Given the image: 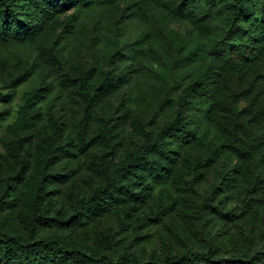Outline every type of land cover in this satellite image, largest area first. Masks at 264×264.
<instances>
[{
    "label": "rangeland",
    "instance_id": "rangeland-1",
    "mask_svg": "<svg viewBox=\"0 0 264 264\" xmlns=\"http://www.w3.org/2000/svg\"><path fill=\"white\" fill-rule=\"evenodd\" d=\"M66 19L70 27L64 26ZM114 22L122 29L121 39L139 47L135 58L109 57ZM211 24L210 19L178 13L153 0L137 13L127 0L95 9L66 6L32 42L0 46V196L16 201L0 219L12 214L11 231L25 232L17 214L26 191L25 180L14 187L7 184L19 158L11 143L18 136L28 139L22 148L30 164L27 176L39 164L43 141L54 126L61 130L60 142L72 147L83 100L65 79L88 72L94 84L107 72L129 71L96 104L88 130L93 136L99 119H110L118 154L124 155L142 142L144 132H157L173 118L182 86L208 57ZM178 55L187 57L183 61ZM25 72L27 77L18 80ZM34 90L41 94L34 106L38 119L15 133L11 127L23 95ZM183 116L190 136L179 148L178 164L167 182L152 186L143 203L117 205L71 227L42 225L38 236L59 235L84 251L106 234L118 243L114 255L127 250L143 262L175 254L207 256L210 251L226 259L264 252V60L239 74L223 71L210 112L203 114L197 105H189ZM100 148L95 144L75 157L54 160L52 170L66 180L48 187L50 216L69 207L70 193L86 194L99 184L94 164ZM197 159L194 167L188 164ZM194 171L201 177L190 190L182 189L178 179L189 181ZM212 191L225 205V216L199 208ZM159 206L169 207L160 219Z\"/></svg>",
    "mask_w": 264,
    "mask_h": 264
},
{
    "label": "trees",
    "instance_id": "trees-1",
    "mask_svg": "<svg viewBox=\"0 0 264 264\" xmlns=\"http://www.w3.org/2000/svg\"><path fill=\"white\" fill-rule=\"evenodd\" d=\"M121 1L124 0H0V46L32 42L44 32L50 19L63 7L95 9ZM127 1L133 13H137L149 0ZM153 1L161 2L178 13L189 12L192 16L212 22L207 40L208 57L194 69L191 78L182 86L176 97L173 118L157 132H144L142 142L135 149L119 155V142L110 119H99V129L95 135L90 136L88 130L96 104L115 90L129 71L107 72L94 84L89 82L88 72L74 79L66 78L65 83L75 86L83 100L78 130L71 145L75 150L60 142L61 130L54 126L52 133L43 141L39 164L27 176L30 164L22 155V148L28 139L18 136L12 141V150L19 158L7 184L14 187L25 180L26 191L17 214L25 232L15 233L9 229L11 213L0 219V264H264V252L226 259L216 257L215 251L208 252L207 256L175 254L164 258L150 257L143 262L127 250L114 255L112 250L118 243L106 234L98 236L95 244L84 251L59 235L38 236L42 225L71 227L88 223L114 206L130 202L143 203L152 186L167 182L178 164L179 148L190 136L183 116L187 106L197 105L201 113H209L216 104L223 71L239 74L250 65L264 60V0ZM69 22L66 19L64 26L70 27ZM112 31L113 46L109 57L135 58L139 47H131L134 42L128 38L121 39L122 29L118 23L112 24ZM182 56L178 55L177 58ZM27 75L23 73L18 80L25 79ZM40 97L39 90L23 95L12 131L18 133L35 124L39 114L34 106ZM257 138L253 135L254 140ZM95 144L101 147L94 164L99 184L86 194L70 193L69 207L59 209L50 216L48 187L54 181L66 180L52 170V163L62 156L75 157L77 152L85 153ZM211 153L208 152L206 161ZM198 161H188V164L194 167ZM201 175L194 171L192 179H178V184L182 189L190 190ZM217 198L218 194L212 191L201 200L199 208L225 216V205ZM15 206V199L0 196V213ZM168 208L158 207L159 219Z\"/></svg>",
    "mask_w": 264,
    "mask_h": 264
}]
</instances>
